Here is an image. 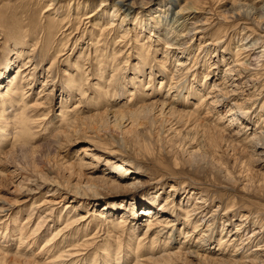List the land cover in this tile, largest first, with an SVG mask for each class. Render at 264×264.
<instances>
[{"label": "rangeland", "instance_id": "rangeland-1", "mask_svg": "<svg viewBox=\"0 0 264 264\" xmlns=\"http://www.w3.org/2000/svg\"><path fill=\"white\" fill-rule=\"evenodd\" d=\"M118 1L0 0V264H264V151L247 144L264 134V16L176 0L193 7L180 40L174 0H129L123 21ZM238 49L245 69L223 76ZM165 95L174 111L152 104Z\"/></svg>", "mask_w": 264, "mask_h": 264}, {"label": "bare ground", "instance_id": "bare-ground-1", "mask_svg": "<svg viewBox=\"0 0 264 264\" xmlns=\"http://www.w3.org/2000/svg\"><path fill=\"white\" fill-rule=\"evenodd\" d=\"M128 1L129 0H119L118 1V3H123L121 6H122V8L124 7V9H123V11L121 12V14H122V17H121V21H123L129 14H130V9H131V6L128 4ZM254 1H256V0H236V3L238 4V7L240 8V12L239 13H237V15L239 16V15H243V16H245V17H247V19H252V17H254V18H256V17H260V16H264V0H261L262 1V4L260 5V7L259 8H255L254 6H253V3H254ZM124 2H126V3H124ZM176 0H174V1H172L171 2V4H170V6L167 8V12L165 13V15H164V18H162L163 19V23L164 24H166L167 23V25H168V30H169V32L170 33H175L176 34V36H178L177 38H180V40H182L185 36H187L189 33H190V30H185L186 29V21H187V19H189V15H190V13H189V11L188 10H190V9H193V7H191V6H188V5H184V6H182V7H179V8H176ZM116 5V4H115ZM121 7L120 8H117V9H114L115 10V12H116V14H115V16L116 15H118V12H119V10L120 9H122ZM87 17H92V14L91 15H88ZM88 19V18H87ZM160 20V19H159ZM160 22V21H159ZM122 23V22H121ZM256 23V22H255ZM257 25V28H258V30H259V34H262L261 36H259V37H264V21L262 22V23H259V22H257L256 23ZM186 31V32H185ZM122 37H124V36H122ZM260 39V38H259ZM257 40L258 39H256V41L254 42V43H252L250 46H251V48L253 47V48H255L256 47V44L258 43L257 42ZM260 42H262V43H264L263 41H260ZM238 46V45H237ZM241 46V45H240ZM246 50L247 49V46H244V47H241V49L240 50ZM239 49L237 50V51H234V55H235V58L233 59L234 60V64L232 65V66H229V67H226V69L224 70V74H223V76H230V75H232V76H235V75H239L240 76V72H239V70L238 69H234V68H236V67H240V69L242 70V69H245V67H243L242 66V64H244V62L245 61H241L242 59H245L244 57H245V54H244V51H240ZM166 52V51H165ZM244 54V55H243ZM182 62L183 61H180L179 60V62L176 64V69H175V73H178V71L180 72V69H181V67H182ZM178 67V68H177ZM35 68V66L33 67V69ZM247 70V69H246ZM182 71V70H181ZM207 74H206V76L208 75V73L210 72V68H208L207 69ZM232 72H233V74H232ZM174 73V74H175ZM31 74V73H30ZM172 78H174V75H173V77ZM185 79V78H184ZM175 82V80H173V79H171V84L172 83H174ZM185 85L187 86V84H186V80H183V82L181 83V85H178V86H176L175 87V85H170V87L168 88V90L169 89H171V88H173V87H175V90H176V93L177 94H179V95H183L184 96V94L186 95V93H183V89H184V87H185ZM233 85L234 86H238V83H233ZM236 86V87H237ZM255 86V85H254ZM225 87H227L226 86V83H222V82H219V83H217V84H213V90H211L209 93H208V98L210 97V99H211V101L209 102V105H212L213 107L215 106V105H217L218 104V102L222 99V98H225L226 96H227V91L225 90L226 88ZM167 90V91H168ZM210 94H212V96H210ZM256 98V97H255ZM258 98V97H257ZM256 98V99H257ZM159 103L158 104H156V101H153L152 102V104L153 105H159V108H160V110L161 111H164V110H169V111H174L175 110V107H176V101L174 100V97H172V98H166V95L160 100V101H158ZM236 106V105H235ZM148 106H144L143 107V109L144 108H147ZM26 108V107H25ZM24 108V109H25ZM142 109V110H143ZM4 110V109H3ZM2 110V111H3ZM140 112V111H139ZM2 113V112H1ZM138 112H131L130 114H131V117H134L133 118V121H136L137 119H135L136 117L134 116L135 114H137ZM116 114V113H115ZM227 115H232V110H231V108H229L228 109V113H227ZM118 116L120 117V119H118V117H117V115H114V113H113V117L112 118H114V124L117 126V127H119V129H120V127H121V124H122V122H123V120H125V116H124V112L123 111H120L119 113H118ZM137 116V115H136ZM236 117V115H233L232 117H230V120H232V119H234L233 117ZM4 118H3V115H0V122L3 120ZM29 118H28V116H23V117H21L20 116V125H21V127L22 126H25V123H26V121L28 120ZM133 124V123H132ZM9 126H8V122H6L5 124H4V128L5 129H3V133H5L4 135H7V128H8ZM243 128H246L247 129V124H245V125H243ZM21 130H22V128H21ZM18 133H20V132H18ZM17 133V134H18ZM259 135V134H258ZM18 136V135H17ZM20 137V136H19ZM249 142L247 143L248 144V148L250 149V151H251V153L253 152H257V151H260V150H263L264 151V134H260L259 136H255V133L253 134V136L250 138V140H248ZM260 143V144H259ZM92 145H94L93 143H92ZM92 145H87V146H92ZM258 145H260V149H258L257 148V146ZM115 151H113V150H111V153H114ZM117 170H120V169H122L123 168V164L122 163H117ZM121 178H126V177H117V176H115L114 178L112 177V179L110 180V182H112V183H115V184H117V182H118V180L119 179H121ZM129 184H131V183H129ZM192 211V210H191ZM191 213L192 212H189L188 213V215H191ZM200 219H202V218H200ZM75 219H73V220H70V222L69 223H67V225L68 224H70V223H75ZM185 227L187 228L190 224H192V223H190V222H187L188 220H187V217L185 218ZM72 224V225H73ZM66 225V226H67ZM154 225H162L163 227H168V226H166L165 224H161V222L160 221H156V224L154 223ZM197 225L198 224H194L193 225V227H191V228H193V229H191L188 233H187V235L189 236L190 235V232H193V231H195V229H196V227H197ZM208 229V227H206V230ZM33 232V231H32ZM171 232V231H170ZM186 232V231H185ZM258 232H260L259 230H255V233H258ZM59 233L60 232H57V234H55L54 236H57V235H59ZM163 233H164V231H163ZM170 234V233H169ZM204 235H206L204 232H201V233H199V236H200V238H203L204 237ZM160 236V235H159ZM156 238V237H155ZM20 239H22V238H20ZM52 239V238H51ZM169 243V242H168ZM260 245V244H259ZM198 245H193V246H190L188 249H189V251L188 252H190V253H194V254H198ZM260 248V246H256L255 247V249H259ZM68 253V252H67ZM68 255H70V253H68L66 256H68ZM19 253H18V255L17 256H15V257H17V258H19ZM62 256H64V255H60L59 257H62ZM199 256V255H198ZM234 260V259H233ZM23 261H24V263L25 264H28V260L27 259H23ZM236 260H234V262H235ZM237 262V261H236Z\"/></svg>", "mask_w": 264, "mask_h": 264}]
</instances>
